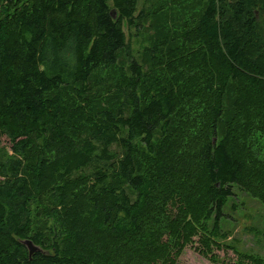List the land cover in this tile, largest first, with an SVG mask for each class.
<instances>
[{"label": "trees", "instance_id": "16d2710c", "mask_svg": "<svg viewBox=\"0 0 264 264\" xmlns=\"http://www.w3.org/2000/svg\"><path fill=\"white\" fill-rule=\"evenodd\" d=\"M172 3L147 34V0H0V264H174L226 238L233 187L264 202V0ZM47 193L48 232L31 217Z\"/></svg>", "mask_w": 264, "mask_h": 264}, {"label": "rangeland", "instance_id": "374dc122", "mask_svg": "<svg viewBox=\"0 0 264 264\" xmlns=\"http://www.w3.org/2000/svg\"><path fill=\"white\" fill-rule=\"evenodd\" d=\"M185 2L189 10L195 12L202 4V0H185ZM172 4V0H147L146 12L149 18L145 23V33L148 34L155 28L157 30L163 27L168 28V23H171V17L176 12ZM256 17L258 23L264 25V15L259 13ZM125 33L129 53L139 64H143L144 49L149 44L147 37L136 35L127 27H125ZM102 76L112 79L110 75L102 74ZM102 84L107 88L112 87L108 81ZM102 88L104 89L103 86ZM249 146L255 157L263 163L264 135L255 134ZM12 157L10 141L5 136H1L0 163ZM19 159L24 164V161ZM91 170L93 169L89 168L83 176H79L80 183ZM75 178L74 181L79 182ZM232 191L233 196L228 198L223 207V217L219 223L221 234L226 238L208 240L203 235L197 234L184 246L174 264H264V202L241 187L235 186ZM49 208H51V198L47 193L39 203L32 207L31 217L35 229L47 231L52 228L53 223L46 216ZM211 225L210 222L209 226Z\"/></svg>", "mask_w": 264, "mask_h": 264}, {"label": "water", "instance_id": "95a60500", "mask_svg": "<svg viewBox=\"0 0 264 264\" xmlns=\"http://www.w3.org/2000/svg\"><path fill=\"white\" fill-rule=\"evenodd\" d=\"M111 17L113 19L116 18V12L115 11H111ZM214 142V141H213ZM23 245L27 248L28 250V253H29V257H31L33 254L37 253V252H40L41 250L36 247L31 241H24L23 242Z\"/></svg>", "mask_w": 264, "mask_h": 264}]
</instances>
